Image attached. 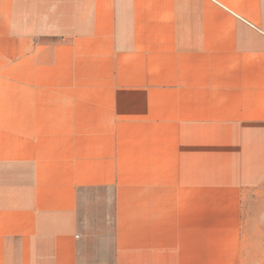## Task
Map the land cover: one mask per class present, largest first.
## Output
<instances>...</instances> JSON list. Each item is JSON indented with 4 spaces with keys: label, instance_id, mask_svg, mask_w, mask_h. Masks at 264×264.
Wrapping results in <instances>:
<instances>
[{
    "label": "crops",
    "instance_id": "1",
    "mask_svg": "<svg viewBox=\"0 0 264 264\" xmlns=\"http://www.w3.org/2000/svg\"><path fill=\"white\" fill-rule=\"evenodd\" d=\"M264 210V0H0V264H242Z\"/></svg>",
    "mask_w": 264,
    "mask_h": 264
},
{
    "label": "rangeland",
    "instance_id": "2",
    "mask_svg": "<svg viewBox=\"0 0 264 264\" xmlns=\"http://www.w3.org/2000/svg\"><path fill=\"white\" fill-rule=\"evenodd\" d=\"M242 264H264V210H246L242 226Z\"/></svg>",
    "mask_w": 264,
    "mask_h": 264
}]
</instances>
